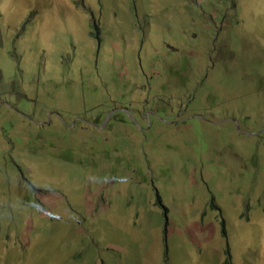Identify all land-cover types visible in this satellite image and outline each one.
<instances>
[{
	"label": "rangeland",
	"instance_id": "obj_1",
	"mask_svg": "<svg viewBox=\"0 0 264 264\" xmlns=\"http://www.w3.org/2000/svg\"><path fill=\"white\" fill-rule=\"evenodd\" d=\"M45 257L264 264V0H0V264Z\"/></svg>",
	"mask_w": 264,
	"mask_h": 264
},
{
	"label": "trees",
	"instance_id": "obj_2",
	"mask_svg": "<svg viewBox=\"0 0 264 264\" xmlns=\"http://www.w3.org/2000/svg\"><path fill=\"white\" fill-rule=\"evenodd\" d=\"M169 247V245L167 244V248ZM81 255H83V253H81ZM50 261V259L48 258V257H45L44 259H43V264H47L48 262ZM50 262H52V261H50Z\"/></svg>",
	"mask_w": 264,
	"mask_h": 264
},
{
	"label": "bare ground",
	"instance_id": "obj_3",
	"mask_svg": "<svg viewBox=\"0 0 264 264\" xmlns=\"http://www.w3.org/2000/svg\"><path fill=\"white\" fill-rule=\"evenodd\" d=\"M117 110H120V109H117Z\"/></svg>",
	"mask_w": 264,
	"mask_h": 264
}]
</instances>
